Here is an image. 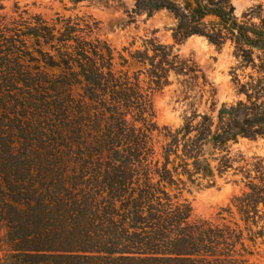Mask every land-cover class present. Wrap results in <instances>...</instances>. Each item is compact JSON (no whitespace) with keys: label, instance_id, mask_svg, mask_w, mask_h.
<instances>
[{"label":"trees","instance_id":"16d2710c","mask_svg":"<svg viewBox=\"0 0 264 264\" xmlns=\"http://www.w3.org/2000/svg\"><path fill=\"white\" fill-rule=\"evenodd\" d=\"M134 2L135 14L170 13L177 43L191 37L218 48L230 43L253 71L250 82H240L245 100L222 106L216 117L196 116L181 129L160 130L151 96L171 85L173 74L214 94L192 58L181 59L154 40L131 53L138 68L131 72L124 56L117 68L115 49L92 38L90 24L84 36L71 21L51 25L38 16L25 18L24 12L1 17L0 93L11 98L19 91L31 111L46 119L67 117V194L35 191L38 176L46 182L62 176L41 154L60 142L48 138L39 119L38 129L20 125L27 148L26 162H20L23 194H7L4 201L17 264H244L236 258L245 247L244 230L193 222L191 207L175 204L168 191L231 170L247 180L235 206L246 231L251 233L249 224L259 228L249 239L264 237V164L248 163L231 149L240 137L264 139V5L240 20L232 0ZM161 131L167 142L158 153L153 134ZM5 147L13 158L9 144ZM34 167L41 175H33ZM5 174L9 180L14 175Z\"/></svg>","mask_w":264,"mask_h":264},{"label":"rangeland","instance_id":"374dc122","mask_svg":"<svg viewBox=\"0 0 264 264\" xmlns=\"http://www.w3.org/2000/svg\"><path fill=\"white\" fill-rule=\"evenodd\" d=\"M232 3L237 17L242 20L246 13L264 5V0H232ZM134 11V0H88L81 3L72 0H0V18L15 19L24 12L25 18L38 16L51 25L58 24L59 20L71 21L79 24L78 28L82 29L84 36L88 34L86 24H90L92 38H99L115 49V63L118 69H121L120 56H124L132 65L129 68L131 72L138 70L130 59L131 53L145 50L154 40L173 48L174 53L181 59L192 58L211 82L214 94L202 91L188 83L187 78L173 74L171 85L162 91L153 92L151 96L153 121L160 130L164 127L181 129L196 116L216 117L222 106L235 105L245 100V96L240 94V82H250L249 76L253 71L236 57L235 49L230 43L218 48L200 37H191L177 43L173 38L177 23L170 13L158 11L149 15L135 14ZM125 48L127 51H124ZM54 73L59 75L60 71ZM1 75L0 73V79ZM1 82L0 80V85ZM8 96V93H0V259L3 264H17L20 261L17 257L19 253L11 251L7 235L9 229L4 216V201L7 194H23L21 181L24 180V173L21 172L20 162H26L22 154L27 152V148L23 150L24 141L20 137V125L23 121L38 129L41 120L42 128L48 131V138H55L60 142V145L50 147L46 152H41L37 145L35 146V153L41 152L45 157L46 166H51L50 170L62 175L55 179L50 178L47 182L38 176L39 183L35 191L38 194H67V117L49 116L50 118L46 119L44 115L38 116L31 111V103L24 102L19 91L13 92L11 98ZM24 105L26 107H23ZM53 132L65 135L56 136ZM161 132L153 134L158 153L167 142L163 131ZM6 144H9L12 154L14 153L11 155L13 158H7ZM231 149L233 154L243 157L248 163L261 160L264 164L262 138L254 140L240 137L231 145ZM28 155L31 154L28 152ZM5 172L14 174H8L12 176L11 180ZM39 174L34 167L33 175ZM246 181L241 174L237 175L231 170L222 176L215 174L212 178L201 177L194 183L186 181L184 185L168 188V191L175 204L191 207L193 222L237 224L244 230L245 247L238 248L236 258L244 264H264V237L257 238L254 242L249 239V235H255L259 228L249 224L251 233L246 231L247 227L235 206V199L245 190Z\"/></svg>","mask_w":264,"mask_h":264}]
</instances>
